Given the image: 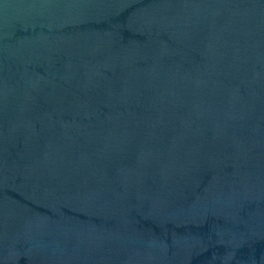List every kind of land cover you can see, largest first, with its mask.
<instances>
[{
	"label": "water",
	"instance_id": "water-1",
	"mask_svg": "<svg viewBox=\"0 0 264 264\" xmlns=\"http://www.w3.org/2000/svg\"><path fill=\"white\" fill-rule=\"evenodd\" d=\"M0 264H264V0H0Z\"/></svg>",
	"mask_w": 264,
	"mask_h": 264
}]
</instances>
